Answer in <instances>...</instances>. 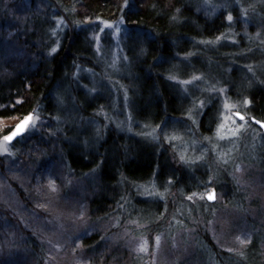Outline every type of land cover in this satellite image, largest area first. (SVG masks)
<instances>
[{
	"label": "trees",
	"instance_id": "obj_1",
	"mask_svg": "<svg viewBox=\"0 0 264 264\" xmlns=\"http://www.w3.org/2000/svg\"><path fill=\"white\" fill-rule=\"evenodd\" d=\"M214 1L217 4L220 0ZM241 1L258 9L262 22L257 24L261 23L264 30V0ZM216 11L207 10L201 0H0V118L29 113L41 116L46 120L45 131L39 134L37 146L46 149L44 156L54 161L61 155L73 177L85 181L86 211L93 233L83 243L92 264L140 263L123 244L111 248L108 240L119 229L113 223L119 217L123 218L120 223L135 221L151 230L164 224L163 201L144 196V184L154 182L162 189L170 183L173 188L184 189L186 196L195 188L202 190L214 173L222 180L219 186L231 185L227 190L231 203L244 200L242 191L221 169L224 163L213 166L206 160L190 173L177 164L161 141L147 134L158 126H169L188 112L189 97L173 77L185 79L192 70L228 86L230 93L246 95L250 114L264 120V47L260 41L257 45L242 41L239 47L202 44L226 26L222 11ZM119 16L124 19L123 47L130 64L124 68L120 64L116 71L117 80L130 95V133L120 130L112 117L106 120L110 115L100 111L110 107L113 97L106 79L96 75L95 82L90 83L93 77L89 81L88 73L81 72L84 67L97 66L90 22ZM57 18L66 25L62 35L53 34ZM16 41L29 58L13 56ZM250 64L255 73L244 69ZM215 114L214 108H206L200 121L202 134L211 133ZM28 149L32 152L33 148ZM255 149L250 161L262 170L264 144ZM237 154L242 161L250 156L246 150ZM183 198L174 203L176 209L181 207L174 223L177 227L180 223L196 227V252L216 254L220 264H264V233L257 229L236 256L220 255L206 238L204 223L188 219V214L192 219H207L212 202L186 205L188 200ZM102 222L108 223L107 229L100 227Z\"/></svg>",
	"mask_w": 264,
	"mask_h": 264
},
{
	"label": "rangeland",
	"instance_id": "obj_2",
	"mask_svg": "<svg viewBox=\"0 0 264 264\" xmlns=\"http://www.w3.org/2000/svg\"><path fill=\"white\" fill-rule=\"evenodd\" d=\"M201 2L207 10L222 11L226 21L221 33L202 44L208 47L220 44L239 47L242 41L250 45H257L260 41L264 47L263 25L257 24V21L262 22V15L256 7L241 0L234 1V4L229 0H220L217 4L214 0ZM214 13L212 11L211 14L214 16ZM62 18L54 22V35H62L65 31ZM123 22L122 16L110 20L95 19V26L90 22L97 66L84 67L81 72L88 73L89 81L93 77L90 83L95 82L96 75L100 80L106 79L113 90V97L110 107H103L100 111L110 115L106 120L112 117L120 130L130 133V95L121 80H117L116 71L120 64L123 68L130 64L123 47ZM14 44L17 49L13 56L29 58L27 52L18 49L19 42ZM244 69L255 73L252 64ZM76 73L77 77L80 76V72ZM173 79L189 97L188 112L173 120L169 126H158L147 134L152 140L161 141L177 159V164L186 167L190 173L206 160L213 166L224 163L221 169L242 191L244 200L231 203L227 191L231 185L219 186L222 180L217 179L214 173L202 185V190L195 188L186 196L184 189L173 188L170 183L161 189L150 182L144 184L143 195L163 201L164 224L158 230H151L135 221L120 223L123 218L119 217L113 222L119 229L108 243L111 248L123 244L139 264H220L216 254L203 256L196 252V227L192 224L186 227L183 223L177 227V222H174L181 207L176 209L174 203L181 202L182 196L190 201H186V205L200 206L202 201L207 200L206 194L214 188L216 199L207 219H192L189 214L188 219L204 223L206 238L217 253L239 254L257 229L264 233V168L260 170L255 161H250L255 147L264 144V129L252 120L250 101L246 95L230 93L228 86L213 82L200 71L192 70L185 79ZM119 97H122L121 102ZM207 107L216 111L215 123L210 134H202L200 121ZM29 114H32V119L16 142H9L4 137L28 114L0 118V264H92L83 243L85 237L93 233V222L86 211L88 192L85 181L73 177L61 155L55 156L57 161L44 156L46 149H40L37 142L39 134L45 131L46 120L36 113ZM28 147L33 148L32 152ZM242 150L250 154L246 161H242L237 154ZM225 165L231 167L227 169ZM185 210L189 212L188 208ZM253 222L258 224L255 228ZM100 227L105 230L108 223L102 222Z\"/></svg>",
	"mask_w": 264,
	"mask_h": 264
},
{
	"label": "water",
	"instance_id": "obj_3",
	"mask_svg": "<svg viewBox=\"0 0 264 264\" xmlns=\"http://www.w3.org/2000/svg\"><path fill=\"white\" fill-rule=\"evenodd\" d=\"M30 115H31V117H32V114H28V115H26L22 120H20L19 123H18V124L15 126V128L12 130V132H10L7 136H10V135L13 133V131L17 129V126H18V125H21L22 122L25 121V118H26V117H29ZM252 120L255 121L256 124H257L259 127H261L262 129H264V120L256 119V118H254V117L252 118ZM29 122H30V121H29ZM29 122H28V123H29ZM28 123L25 125V127H24L21 131H18L16 135L12 136V139H11V140H7V141L12 142L13 140H15L16 138H18L19 136H21V135L25 132ZM213 192H214V196H215V198H214V199H210V198H209V194H213ZM206 199H207L208 201H210V202L215 201V199H216V190H215L214 188H211V189H210V192L206 194Z\"/></svg>",
	"mask_w": 264,
	"mask_h": 264
},
{
	"label": "snow or ice",
	"instance_id": "obj_4",
	"mask_svg": "<svg viewBox=\"0 0 264 264\" xmlns=\"http://www.w3.org/2000/svg\"><path fill=\"white\" fill-rule=\"evenodd\" d=\"M228 19L231 20L232 17L229 15ZM236 115L239 116L240 114H239V113H236ZM31 119H32L31 115H30L29 117H26V118H25V121L22 122L21 125H18V126H17V129L14 130L13 133H12L10 136H6V137H4V139H5V140H11V139H12V136L16 135L18 131H21V130L25 127V125H26ZM241 119H243V117H241ZM209 198H210V199H214V198H215V196H214V192H213V194H209ZM157 241H159V237H157Z\"/></svg>",
	"mask_w": 264,
	"mask_h": 264
}]
</instances>
